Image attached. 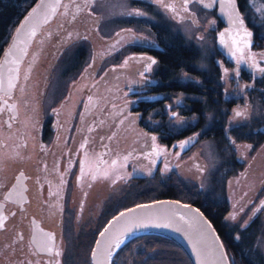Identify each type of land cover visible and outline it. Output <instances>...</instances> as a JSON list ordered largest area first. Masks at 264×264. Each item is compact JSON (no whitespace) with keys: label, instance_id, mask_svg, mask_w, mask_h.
Masks as SVG:
<instances>
[{"label":"rangeland","instance_id":"obj_1","mask_svg":"<svg viewBox=\"0 0 264 264\" xmlns=\"http://www.w3.org/2000/svg\"><path fill=\"white\" fill-rule=\"evenodd\" d=\"M73 3L77 4L73 6ZM82 3L84 6H81ZM184 4L185 0H165L164 5L160 6V10L165 14L166 20L169 22L168 25L173 29L172 31L179 32L183 37L182 42L196 47L200 57L193 64L204 74L206 70L205 75H207L209 74L207 56L212 53L215 38L222 44L221 32L209 31L208 26L213 21L209 16L210 12L204 11L197 3L189 0L187 3L188 10L184 11ZM167 5H172L174 10ZM127 6H129V0H94L92 2L62 0L56 15L41 28L20 65V81L25 88L30 83L31 89H34V94L46 90L40 98L38 96L43 109L52 110L70 93L74 99L76 92L80 94L79 106L88 109L87 113H92V110L97 107L100 108L98 110L99 116H94L87 122L86 130L89 126L91 129L86 134L88 136L89 134L92 135V131L95 132V137L91 138V144L95 145L98 142L100 146L106 148V150L101 151L104 167L96 175L94 181L96 186L93 184L88 194L89 208L81 211L78 221L73 222V227L80 228L84 225L82 218L87 220L89 214L93 216L92 205L97 198H101L103 203L100 208L101 225L105 220L103 214L108 211V206L113 204L114 210L121 204L132 202L133 198L129 199V196L133 190L131 187L137 188L135 175H142V180L139 182L143 184L147 177L154 174H158L160 177L174 174L176 177H180L188 188H192V185L196 187L202 197L208 195L218 200L224 198L225 202L220 205L225 208L222 218L226 222L230 224L236 222L238 226H242L254 216H258L259 228L255 244L264 256V213L256 214L254 200L251 201L264 178V146L260 148L256 146L260 140L257 143L252 140L251 142L233 143L229 146L220 136H218L220 139L212 135L210 138L199 137L198 130L169 143L160 142L158 132L151 130L156 124L164 123L166 128L175 131L186 124H193L196 120V115L185 116L180 113V106L186 103V95L180 92L164 93L168 96V99L163 103L164 108H162V111L165 112L164 118L160 120L158 117L152 116L154 109L143 118L146 122L145 126H140L139 120L141 118L138 119V114L128 109L136 98L131 96L132 87L128 84L130 78L128 73L135 72V74H131L135 82L142 78H148L147 74H150L156 66V63L152 64L155 59L148 60L144 57L148 55L144 51L127 53L126 44L121 49L117 44L121 41L126 43V37H132V35H135L134 42L152 43L154 39L151 34L118 32L121 37L116 42V37H114L116 32L112 31L114 27L124 23L127 17L123 14ZM65 8L66 11H64ZM246 10L249 12L250 20L258 28L264 29L262 3L258 0H250ZM149 18H153L151 14ZM261 33L264 32L261 31ZM79 45L84 46L80 53L84 56L80 62L84 60L78 65V69L75 72L70 71L74 67L73 64L66 74L57 77L59 65L56 67L55 65L60 60L62 61V58H65V61L72 59L75 63L79 61V55L76 52L71 54ZM114 51L125 52L116 63L112 62L116 58V55L113 54ZM68 54L69 56H67ZM73 54L74 56H72ZM237 54L240 53L237 52ZM256 54L258 55V52L254 46L244 47L245 59L253 60ZM140 55H142L140 58L132 57ZM126 60L127 64H125ZM215 60L219 67L220 89L224 88L221 92L237 94L236 89H231L236 81L233 77V69L226 68L221 58L216 57ZM129 65H133L135 69L128 67ZM148 65H151V68L146 70ZM193 74L180 70L177 79L181 81L192 80L199 83L201 78ZM122 84H124L123 88H121ZM237 86L235 85V88ZM142 89L143 91L147 90V87ZM94 94L96 98L92 100V105L96 103V106L88 107V98ZM146 95L148 96L149 93ZM251 100V103L248 100L247 105L245 103L232 104L229 113L227 108L223 107L221 112L226 118L224 125L229 124V121L243 120V122H247L257 119L259 113L261 114L260 102L258 104L257 101ZM236 110L242 115L237 116ZM79 115L76 110L73 113L74 119L77 120ZM206 115L209 119L210 114L207 113ZM213 121L214 119H210L203 125H209ZM71 123L74 124L75 121L71 120ZM152 137H156L155 141L152 140ZM194 138H197L196 141ZM183 141L189 142L181 148L180 143ZM105 145L106 147H104ZM112 145L111 152L113 153L107 154L106 152ZM117 146L126 149L121 150L122 153H116L114 151H116ZM154 147L156 151H154ZM224 153L229 158H233L237 154L236 156L242 162L235 165L228 164L223 161ZM113 161L116 163L113 164ZM248 204L249 209L241 211ZM231 215H235L236 218L231 219ZM55 220L56 217L53 218V221ZM70 222H67L69 224L64 223L62 226L57 224L59 226L57 233V227L55 228L58 241L56 243L62 250L59 255L55 256L54 264H89V247L84 250L87 239L77 240L73 246L69 233L72 226ZM92 225L89 222L84 225L83 232L85 235L90 234L89 228ZM72 247L75 249L72 250Z\"/></svg>","mask_w":264,"mask_h":264},{"label":"flooded vegetation","instance_id":"obj_2","mask_svg":"<svg viewBox=\"0 0 264 264\" xmlns=\"http://www.w3.org/2000/svg\"><path fill=\"white\" fill-rule=\"evenodd\" d=\"M189 1L197 3L204 11L210 12L209 16L213 21L208 26L209 31L225 33L223 41L224 39L229 41L230 47L227 48H224L219 41L215 42V39L213 43V47L220 53V58L226 68L233 69V77L236 80L231 89H236L237 94L221 92V97L225 102L224 107L227 108L228 113L230 106L234 103L247 105L248 100L252 102L251 99L254 102L257 101L258 104L260 102L261 114L259 113L257 119L247 122L229 121V124L225 126L224 115L223 124L216 123L210 128L213 131L214 129L219 131L220 137L229 146L233 143L251 142L252 140L257 143L260 140L256 146L263 147L264 71L261 69H264V33L261 31L264 32V29L258 28L245 12L240 11L244 27L252 33L250 45L254 46L258 55L256 54L253 60L244 58L238 63L240 54L233 56L234 46L228 33L235 35L239 25L232 29L227 27V24L216 13L217 2L213 0ZM164 3L165 0H129V6L125 8L123 14L127 18L123 24L114 27L112 31L116 32L114 36L116 42L121 37L118 32L142 35L152 34L151 32H158V34L166 32L168 29L165 27L169 22L160 10V6ZM137 12L142 14L137 15ZM150 14L153 18H149ZM169 31L177 32L171 29ZM152 37L155 38L154 35ZM158 40L160 41L159 36ZM158 40L154 39L157 49L158 44L160 45ZM134 41L135 35H132V37H126V43L121 41L117 46L121 49L126 44L127 53L141 50L150 53L148 50L152 44H147L146 41ZM118 51L113 52L116 55L113 63H116L125 53ZM235 85L238 86L235 88ZM26 86V88L21 85L18 86L19 88L14 87L10 93L0 91V218L2 219L0 220L2 221L0 224V264H54L56 253H61L62 250L56 243L59 226L71 221L72 226L69 233L74 246L77 240L86 237L88 245L91 233L96 232L101 224L100 208L103 203L101 198H97L92 205L93 216L89 214L87 220L82 218L84 225L87 222L93 224L94 228L89 226L90 234L85 235L84 225L78 229L73 227V222L78 221L81 211L89 208L87 197L92 189L91 186L95 185L96 175L101 171L103 161L101 151L104 148L98 142L95 145L91 144V138L95 136L86 134V124L82 116L86 110L80 114L81 118L78 117L77 120L73 118L75 123H71L74 113L71 102L74 99L68 97L64 107L62 105L60 108L48 111L42 108L30 83ZM222 90L224 88H221ZM45 111H47L46 114H44ZM77 112L79 113V110ZM217 139L220 138L217 137ZM236 155L229 158L224 153L225 160L223 161L230 164L233 159L235 163H241L242 160ZM263 179L254 199L251 200H254L256 214L264 213V208L261 207V202L264 201ZM248 206L249 204L243 211H247ZM54 217H56L55 221H53ZM253 219H256L258 223V216H254L245 225L239 227L246 226ZM34 220L41 227L54 231L52 251L47 250L49 244L44 236L39 235L38 238H33L34 241L31 239ZM87 245L84 250L87 249ZM124 253L123 250L118 254L121 259Z\"/></svg>","mask_w":264,"mask_h":264},{"label":"trees","instance_id":"obj_3","mask_svg":"<svg viewBox=\"0 0 264 264\" xmlns=\"http://www.w3.org/2000/svg\"><path fill=\"white\" fill-rule=\"evenodd\" d=\"M236 1L239 9L248 14L246 7L250 0ZM258 1L262 3L264 11V0ZM34 2L35 0H0V53L2 47L8 41L13 28ZM165 28L168 29L166 32H160L159 34L158 32H151L155 37V41L158 40V36L160 38V41L158 40L160 49H157L156 45L151 43L152 45L148 50L155 56L156 66L150 74H147L148 78H142L140 81L133 83L135 91H131V96H135L136 98L128 109L138 114V119L141 118L139 120L140 126L144 127L146 122L143 118L154 109L152 116L158 117L160 120L164 118L165 112L162 111V108H164L163 103L168 99V96L166 94L164 95V93L169 92V94H174V92H180L186 95V103L180 106V113L185 116L196 115V120L193 124H186L175 131L166 128L164 123L156 124L151 130L158 132L160 142L169 143L190 134L194 130L199 131V137L210 138L212 135L217 138L220 136L219 131H216V129L213 131L210 126H214L216 122L217 124H223L222 121L224 119V114L221 112V109L225 106V102L221 97L220 82L218 80L219 67L215 60L216 57L220 56V53L212 46V53L207 56L209 74L205 75L206 70L204 74L193 64L200 57L196 47L184 44L182 42L183 37L180 33L169 31L173 29L168 24H166ZM83 48L84 46L79 45L71 52V54L76 52L79 55V61L77 63L73 62L72 59L65 61V58H62V61L60 60L59 63H56L55 67L59 65L57 68V77L66 74L69 67L73 64L74 67L70 71L75 72L78 69V65L84 60L80 62L84 56L80 54ZM180 70L198 75L201 78L200 82L197 83L192 80L181 81L177 79ZM128 74L130 75L131 79L129 80L131 83L133 80L131 74L133 73L129 72ZM130 83L128 82V84ZM123 87L124 84L121 85V88ZM144 87H147V90L143 91L142 88ZM32 90L34 92V89ZM45 92L46 90L37 94V96L40 98ZM146 93H149V95L147 96ZM207 113L210 114L209 119L206 117ZM210 119H214V121L209 123V127L208 125H203ZM112 149L113 145L110 146L109 151L106 153H113L111 152ZM125 149V147L121 148V146H117L114 152L122 153L121 150ZM231 163L233 165L237 164L233 159H231ZM134 178H137L135 180L137 188L131 187L133 190L129 196V199L132 197L133 201L121 204L114 210V206L110 202L111 205L108 207V211L103 214L105 215V219L119 208L134 202L158 197H176L183 201L193 203L207 216L219 234L230 257L231 264H264V256L255 244L259 228L256 219H253V221L244 227H239L237 223L230 224L224 221L222 217L225 208L220 205L222 202H225L224 198L218 200L208 195L202 197L196 187L192 185V188H188L186 183L182 182V179L176 177L174 174H169L164 177L154 174L147 177L143 184L139 182L142 180V175H135ZM93 234L91 233V236ZM162 243L166 245L164 246ZM123 250L125 253L121 259L118 254ZM117 258L118 262H116ZM115 262L116 264H190L186 255L175 242L157 235H143L130 240L115 254L114 264Z\"/></svg>","mask_w":264,"mask_h":264},{"label":"water","instance_id":"obj_4","mask_svg":"<svg viewBox=\"0 0 264 264\" xmlns=\"http://www.w3.org/2000/svg\"><path fill=\"white\" fill-rule=\"evenodd\" d=\"M61 1L36 0L17 23L0 56L1 92L10 93L12 91L18 78V67L26 57L30 44L42 26L56 14ZM213 1L217 2L216 13L227 24V27L232 29L238 26V23H233L229 19L231 9L228 7V0ZM52 6L55 7V11H52ZM235 8L239 13L236 1ZM29 13L32 15L30 16ZM22 25L23 27H21ZM33 29L35 35H30ZM222 44L224 48L230 47L227 39H224ZM10 80L13 85L11 88H9ZM137 205H150L151 207L137 208ZM128 209H136V211L126 215L119 222L114 221V217L119 216L121 212H127ZM0 220L2 219L0 218ZM133 220L142 223L137 226ZM204 221H207V224ZM209 224L211 228L208 227ZM105 228H109V231L101 237L100 233ZM31 233L32 240L38 238L39 235L44 236L49 248L52 249L54 239L52 230L41 227L34 220ZM146 234L164 236L173 240L183 250L190 264H231L225 246L207 216L193 203L176 197H158L139 201L113 213L93 239L88 255L89 264H111L119 248L131 239ZM97 241H100L99 245H97ZM118 242L119 246L117 247ZM109 252H111V256L108 255Z\"/></svg>","mask_w":264,"mask_h":264},{"label":"snow or ice","instance_id":"obj_5","mask_svg":"<svg viewBox=\"0 0 264 264\" xmlns=\"http://www.w3.org/2000/svg\"><path fill=\"white\" fill-rule=\"evenodd\" d=\"M187 3H188V0H185L184 11H187L188 10L187 9ZM167 7H169L170 9H173V6L172 5H167ZM228 7H229V9H231V12L229 14V19L232 20L233 23H238V25H239V27H238L235 35H233L232 33H228L229 38L232 40V44L234 46V51L232 53L233 56H235L237 52L240 53V56L238 57V63H239V62L243 61V59H244V47L250 46V44H251L252 33L250 31H248L244 27V21H243V19L240 18V15H239L238 11L235 8V0H228ZM52 11H55V7L54 6H52ZM33 12H35V9H33ZM136 14L137 15H140L142 13L137 12ZM29 15L31 16L32 13H29ZM45 19H47V16H45ZM21 27H23V25ZM17 31L19 32V29H17ZM30 35H35L34 29L30 32ZM220 35L222 37V43H223L224 42L223 41V37H224L225 33H221ZM245 37L247 39H245ZM155 63H156V61L153 60L152 61V64H155ZM125 64H127V60L125 61ZM150 68H151V65H148V68L146 70H148ZM261 71H264V69H261ZM12 86L13 85H12V82L10 80L9 81V88H11ZM236 115L237 116H240V115H242V113L239 112V111H237L236 112ZM155 139H156V137H152V140L153 141H155ZM190 139H192V138H190ZM188 142L189 141H183V142H181L180 143V147L183 148ZM154 151H156L155 147H154ZM115 163L116 162L113 161V164H115ZM82 171H83V166H82ZM148 207H151V206L150 205H137V208H148ZM185 207H187V205H185ZM261 207L264 208V201L261 202ZM242 210L243 209H241V211ZM135 211H136V209H128L127 212H121L119 214V216H116L113 219H114V221L119 222L123 217H125L126 215H128L130 213H134ZM230 218L234 220L236 217H235V215H231ZM181 219H183V217H181ZM201 219H203L202 216H201ZM133 222L136 223L137 226H139V224L142 223L140 221H135V220H133ZM204 223L207 224V221H204ZM0 224H2V221H0ZM110 226H111V222H110ZM208 227L211 228V225L209 224ZM108 231H109V228H105L104 231L100 233V236L101 237L105 236V234ZM96 243H97V245H99L100 244V241H97ZM118 246H119V242L117 244V247ZM47 250L48 251H52L51 248H48ZM56 255H59V252H57ZM108 255L111 256V252H109Z\"/></svg>","mask_w":264,"mask_h":264}]
</instances>
